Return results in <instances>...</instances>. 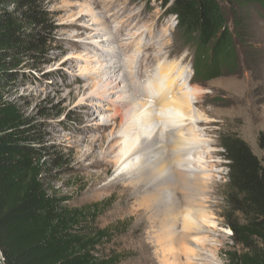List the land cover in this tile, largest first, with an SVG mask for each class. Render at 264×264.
<instances>
[{
    "label": "rangeland",
    "instance_id": "1",
    "mask_svg": "<svg viewBox=\"0 0 264 264\" xmlns=\"http://www.w3.org/2000/svg\"><path fill=\"white\" fill-rule=\"evenodd\" d=\"M220 2L228 14L238 61L212 79L199 80L193 78L195 46L183 39L176 17L160 0L40 1L47 20L30 31L51 41L38 62L25 57L24 73L7 97L19 104L38 131L34 144L44 147L40 161L47 166L42 173L45 188L74 207L94 205L98 224L112 232L108 246L125 253L121 264H172L171 253L179 249L174 245L165 255L158 252L162 231L180 234L182 218L173 230L156 191L119 175L111 151L128 121L121 117L131 107L137 109L131 116L138 113L145 101V92L137 93V86L145 88L149 78L156 82L162 64L178 62L199 92L191 113L194 120L188 119L184 130L206 141L187 146L190 159L200 158V167L210 174L209 192L199 197L206 209L200 219L205 224L190 231L189 246L200 250L190 264H228L233 232L223 217L229 169L220 137L235 133L255 154H262L258 136L264 131V0ZM19 7L16 2L8 6ZM108 67L116 71H104ZM123 97H133L131 106L122 104ZM181 183L175 181L173 195L182 217ZM181 257L176 264L187 263Z\"/></svg>",
    "mask_w": 264,
    "mask_h": 264
},
{
    "label": "trees",
    "instance_id": "2",
    "mask_svg": "<svg viewBox=\"0 0 264 264\" xmlns=\"http://www.w3.org/2000/svg\"><path fill=\"white\" fill-rule=\"evenodd\" d=\"M40 1L0 0V264H121L125 253L108 246L112 232L98 224L95 206L74 207L45 188V151L34 144L38 131L7 97L24 73L25 57L38 62L51 41L30 31L47 20ZM160 1L195 46L193 78L209 80L236 66L235 37L220 0ZM14 2L19 10L8 8ZM220 142L229 169L223 214L233 232L228 264H264V131L261 156L235 133L222 134Z\"/></svg>",
    "mask_w": 264,
    "mask_h": 264
},
{
    "label": "bare ground",
    "instance_id": "3",
    "mask_svg": "<svg viewBox=\"0 0 264 264\" xmlns=\"http://www.w3.org/2000/svg\"><path fill=\"white\" fill-rule=\"evenodd\" d=\"M114 67L116 68L117 65ZM114 67L104 68V71L109 72L112 70L114 72ZM186 72L187 68L181 67L180 62L162 64L159 66L158 74H160V77L157 78L156 82L149 78L146 81L147 83H144L145 88L141 84L137 86V93L142 90L145 92V101L141 103V109L138 113H135L136 115L131 116L130 112L137 111V109L131 107L121 117L122 120L127 118L128 121L123 124L118 141L113 144L111 150L115 154L116 172L119 175L127 179L132 185L152 187L156 191L155 196H157V201L163 209L161 212L167 217L173 230L182 218L180 234L175 233L176 231L168 233L166 229L162 231L163 233L159 237L160 248L158 252L165 255L168 250H172L174 245L177 246V249L179 248L171 253L174 258V263L171 261L172 264H176L181 256L185 257L186 262L190 264L192 257L197 256V252L200 251L194 246H189L192 244L191 237H193L190 231L201 228L202 223H204H201L200 219L206 216V209L204 210L200 204L201 199L199 197L207 194L210 189L209 178H207L210 174L200 167V158L195 161L194 158L190 159V148L187 147L197 145L200 142L205 144L206 141L199 139L196 132L192 134V131L184 130L186 121L188 119L194 120V114L191 113L196 102L194 100L197 99L196 96L199 94L188 80ZM113 76L116 75L110 77ZM132 102L133 97H123L122 99V104L125 103L131 106ZM156 103H159V105ZM117 114H120V111ZM186 152H188V156H184ZM177 179L182 181V187L180 188L185 201V210L182 217L178 208L179 202L176 201V197L173 195V187ZM147 193H149V190ZM175 229L177 230V228ZM168 237L170 241L165 243V239H168ZM181 248L183 255L180 253ZM163 264L169 263L164 261Z\"/></svg>",
    "mask_w": 264,
    "mask_h": 264
}]
</instances>
